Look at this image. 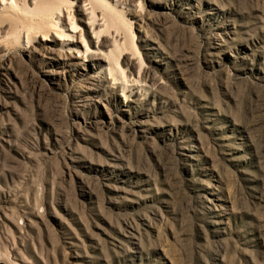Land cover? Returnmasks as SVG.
<instances>
[{
  "label": "rangeland",
  "instance_id": "1",
  "mask_svg": "<svg viewBox=\"0 0 264 264\" xmlns=\"http://www.w3.org/2000/svg\"><path fill=\"white\" fill-rule=\"evenodd\" d=\"M117 9L115 80L0 15V264H264V0Z\"/></svg>",
  "mask_w": 264,
  "mask_h": 264
},
{
  "label": "bare ground",
  "instance_id": "2",
  "mask_svg": "<svg viewBox=\"0 0 264 264\" xmlns=\"http://www.w3.org/2000/svg\"><path fill=\"white\" fill-rule=\"evenodd\" d=\"M118 2L119 0H0V15L4 18L8 17V20L11 19L15 23L13 30L10 29L11 27L7 28L10 31L6 29L7 34L14 33L15 36L12 35L15 38L24 36L27 39L42 34V42L55 44L51 37L53 35L60 41L58 46L61 50L75 54L78 59L84 58V62L104 67V70L115 80L123 71L120 63L122 58L116 55L123 42L114 35H108L106 39L103 29L112 15H119ZM77 35L83 43L79 42ZM9 37L11 36H8V39ZM85 38H89V41ZM132 59L124 58L122 65L126 67L131 65ZM80 65L79 62L72 64V66ZM97 78L104 79L101 75H91V79ZM128 82L134 89L140 81L131 79Z\"/></svg>",
  "mask_w": 264,
  "mask_h": 264
}]
</instances>
